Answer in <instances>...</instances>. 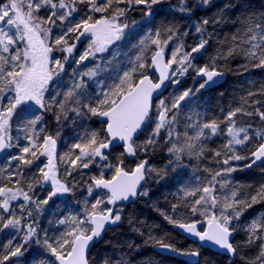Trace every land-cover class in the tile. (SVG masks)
Here are the masks:
<instances>
[{
  "label": "snow or ice",
  "instance_id": "6c2138e0",
  "mask_svg": "<svg viewBox=\"0 0 264 264\" xmlns=\"http://www.w3.org/2000/svg\"><path fill=\"white\" fill-rule=\"evenodd\" d=\"M163 255L264 264V0H0V264Z\"/></svg>",
  "mask_w": 264,
  "mask_h": 264
},
{
  "label": "trees",
  "instance_id": "16d2710c",
  "mask_svg": "<svg viewBox=\"0 0 264 264\" xmlns=\"http://www.w3.org/2000/svg\"><path fill=\"white\" fill-rule=\"evenodd\" d=\"M234 80H235L234 77L229 76L228 77V82L227 83H223L222 86L219 88V91H224L225 94L227 95L228 92L231 91V89H232V87L234 85ZM209 95L216 96V95H218V91H213V92L209 93ZM239 178L241 180L251 179V177H249V176H247L245 174H240ZM145 212L148 213L149 210L145 209ZM151 216L153 218H155L156 214L155 213H151ZM157 222H159V221H157ZM149 253H152V249H146L145 252H144V255H148ZM156 258L158 259L159 264H179L178 259H174L172 257L157 256Z\"/></svg>",
  "mask_w": 264,
  "mask_h": 264
},
{
  "label": "water",
  "instance_id": "95a60500",
  "mask_svg": "<svg viewBox=\"0 0 264 264\" xmlns=\"http://www.w3.org/2000/svg\"><path fill=\"white\" fill-rule=\"evenodd\" d=\"M223 84V83H222ZM163 256H165V257H170V256H168V255H163ZM175 259H178V258H175Z\"/></svg>",
  "mask_w": 264,
  "mask_h": 264
}]
</instances>
